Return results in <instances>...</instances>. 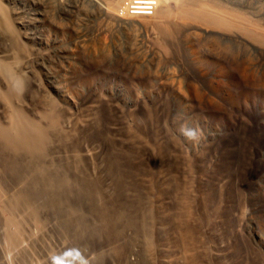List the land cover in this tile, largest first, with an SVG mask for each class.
Returning a JSON list of instances; mask_svg holds the SVG:
<instances>
[{
	"label": "rangeland",
	"instance_id": "1",
	"mask_svg": "<svg viewBox=\"0 0 264 264\" xmlns=\"http://www.w3.org/2000/svg\"><path fill=\"white\" fill-rule=\"evenodd\" d=\"M121 1L0 0V264H264V0Z\"/></svg>",
	"mask_w": 264,
	"mask_h": 264
},
{
	"label": "built area",
	"instance_id": "2",
	"mask_svg": "<svg viewBox=\"0 0 264 264\" xmlns=\"http://www.w3.org/2000/svg\"><path fill=\"white\" fill-rule=\"evenodd\" d=\"M159 0H122L118 6V15L123 17H149Z\"/></svg>",
	"mask_w": 264,
	"mask_h": 264
},
{
	"label": "bare ground",
	"instance_id": "3",
	"mask_svg": "<svg viewBox=\"0 0 264 264\" xmlns=\"http://www.w3.org/2000/svg\"><path fill=\"white\" fill-rule=\"evenodd\" d=\"M3 11H1L2 13ZM3 22L4 23V27H9V25L6 23V21L0 20V23ZM7 30V28H5Z\"/></svg>",
	"mask_w": 264,
	"mask_h": 264
},
{
	"label": "clouds",
	"instance_id": "4",
	"mask_svg": "<svg viewBox=\"0 0 264 264\" xmlns=\"http://www.w3.org/2000/svg\"><path fill=\"white\" fill-rule=\"evenodd\" d=\"M188 135L191 137L193 134L191 132H189Z\"/></svg>",
	"mask_w": 264,
	"mask_h": 264
}]
</instances>
